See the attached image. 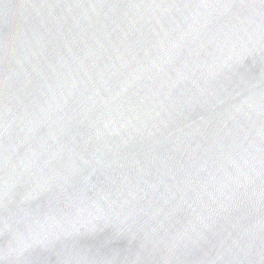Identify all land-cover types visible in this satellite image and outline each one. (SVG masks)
Instances as JSON below:
<instances>
[{
  "label": "water",
  "instance_id": "obj_1",
  "mask_svg": "<svg viewBox=\"0 0 264 264\" xmlns=\"http://www.w3.org/2000/svg\"><path fill=\"white\" fill-rule=\"evenodd\" d=\"M0 264H264V0H0Z\"/></svg>",
  "mask_w": 264,
  "mask_h": 264
}]
</instances>
